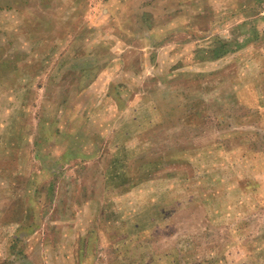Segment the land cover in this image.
Instances as JSON below:
<instances>
[{
  "label": "rangeland",
  "instance_id": "1",
  "mask_svg": "<svg viewBox=\"0 0 264 264\" xmlns=\"http://www.w3.org/2000/svg\"><path fill=\"white\" fill-rule=\"evenodd\" d=\"M85 85L97 110L66 122ZM135 153L155 155L136 190L85 188ZM96 201L115 224L92 264H264V0H0V264L47 262L9 252L14 234L79 251L58 233Z\"/></svg>",
  "mask_w": 264,
  "mask_h": 264
},
{
  "label": "crops",
  "instance_id": "2",
  "mask_svg": "<svg viewBox=\"0 0 264 264\" xmlns=\"http://www.w3.org/2000/svg\"><path fill=\"white\" fill-rule=\"evenodd\" d=\"M77 94L75 93V95L77 96L76 99L73 96L68 97V99H66L64 102V106L67 108V112H64V114H66L65 116H67V118L65 119L66 122H71V117L72 114L71 112H79V111H87L91 110V111H96L98 107H95L96 105H94L95 103L91 102L93 101V97L98 94L93 92V88L87 87V85L85 86H79L77 87ZM78 100V101H77ZM69 110V111H68ZM69 112V113H68ZM101 122V121H100ZM87 124L91 127H94V129L91 130V134L97 135V137L99 138V146L102 147L104 144V137H105V131L109 128V126H105L102 123H99V121L97 122V120H87ZM105 127H104V126ZM115 135V132L112 131ZM57 133V132H56ZM113 135V136H114ZM103 141H102V140ZM101 140V141H100ZM49 148H51V146H49ZM64 150L59 152V154L56 156L57 158H63L66 159V150L68 148H66V146H63ZM70 149V148H69ZM80 150V149H79ZM101 156H108V154H102ZM155 155L151 156L150 153L149 154H145L142 153L140 155L136 154L134 156H129L127 159L126 158H121V157H117V159H115V154L111 157V161L109 164V170H107L105 173L100 174L97 178V183L95 185H91L92 188L89 187V185L87 186L85 184V188L89 191H93L96 190L98 191V189H100L99 187L103 186H109L112 192H121V191H128L130 192L131 190H136L135 187H137V185L139 186V184L141 183V181L143 180V176L141 175H149L151 174L152 170H150L148 168V171L142 172L141 170V163H146L148 165H151V159L152 157H154ZM90 157L88 155H86L85 153L81 152V150L79 151V155L77 156H72L69 157L70 160H79V159H89ZM95 158V156L93 157ZM68 159V160H69ZM64 169L65 167H58L55 169H49L48 168V174L50 176H60V175H64ZM115 182H117V185L115 188ZM100 185V186H99ZM125 186L124 188H119ZM143 187L145 188H156L155 185L152 184H148V185H143ZM43 185L41 183H39L38 186H36V190L40 191L42 190ZM240 188V187H239ZM48 191H56L57 187L56 184L54 183V187H52V185H48L47 187ZM241 189V188H240ZM64 190V189H63ZM107 190V188L105 189ZM165 190V191H164ZM242 190V189H241ZM101 191H103L101 189ZM155 190L151 191L154 192ZM159 193L163 196V200H164V206L167 203V189H164L160 187L159 188ZM115 194V193H114ZM55 201V200H54ZM99 202L96 201V208L97 211L95 213V216H89L88 212L85 218H87V226L85 228V232L77 230L75 232L69 233L66 232L65 230H60V232L58 233V236H62V238H66L67 240L71 239V236H74L75 240L77 241H81L80 243L83 245L81 246V248H79V251L77 248H71L70 246L67 245L68 248L64 249V247H60V243L58 245V247L55 249L53 247V245L55 244V241L53 240V242L48 243L47 247L43 248L42 250H40V245L38 246V250H36L34 248V246H32V244L30 245V247H28L29 244H25V240L24 239H28L30 236H24V237H20L19 235H12V241L10 242V244L8 245V251L9 252H15V253H24L25 255H23L24 257L27 258L29 255H36L35 256H31V257H38L39 255L42 254V259H40V262H43L45 260L44 258V254H47V262H45L44 264H92L91 260L96 256V253L100 250V246L103 247V241L104 238L107 234L105 228H104V224L105 223H112L115 224V217L114 215H109V217H107V215L109 214V208L108 204L107 206L104 207V204L101 205ZM58 204V203H57ZM56 203H54L52 206H50V208H57ZM86 206L88 208V203L85 201L83 202L80 206ZM45 205L43 203H40L39 207H44ZM92 206V205H90ZM100 206V209H98V207ZM111 207H112V203H111ZM90 208V207H89ZM105 209V210H104ZM167 212V209L164 211V213ZM140 216V215H139ZM138 216V217H139ZM136 217V216H135ZM134 218V217H132ZM143 218V222H145V225H143V229L147 230L152 224L157 223V219L150 215H148V213H145V215L142 217ZM35 221V220H34ZM38 222L39 221L38 219ZM94 222V230L92 231L90 229V225ZM137 220L133 219V221L126 223L129 225V229H132L133 234L136 233V224H140V223H136ZM35 223L31 221V224ZM61 223L66 224L67 222L64 221ZM150 224L149 226L146 224ZM72 229V227H69ZM106 232V233H104ZM70 234V235H68ZM205 236V235H204ZM57 238V237H56ZM206 238H212V237H206ZM61 240V239H60ZM24 245H27L26 247ZM98 246V247H97ZM66 247V246H65ZM97 247V249H96ZM97 251V252H96ZM77 253L78 256L81 257V260L76 263V259H77ZM100 254H103L102 252H100ZM100 264H104V263H100Z\"/></svg>",
  "mask_w": 264,
  "mask_h": 264
}]
</instances>
